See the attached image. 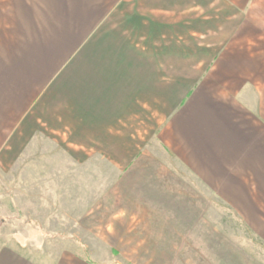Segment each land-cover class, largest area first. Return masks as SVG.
<instances>
[{
	"label": "rangeland",
	"instance_id": "rangeland-1",
	"mask_svg": "<svg viewBox=\"0 0 264 264\" xmlns=\"http://www.w3.org/2000/svg\"><path fill=\"white\" fill-rule=\"evenodd\" d=\"M183 1L187 10L172 15L171 36H185L188 43L171 48L186 61L172 60V73L183 67L188 75L203 73L199 93L244 114L258 133L264 127V46L234 45L242 39L232 34L244 23L264 29V0H198L202 14L195 12L198 2L181 0L180 6ZM198 17L202 46L194 45ZM242 49L252 53L237 54ZM162 129L155 126L152 140L122 143L121 158L110 156L112 143H71L50 135L5 143L0 255L14 252L37 264L87 258L96 264H264L258 170L250 190L227 187L226 176L217 190L207 188L211 184L200 179L195 160L164 145ZM224 161L234 167L227 156Z\"/></svg>",
	"mask_w": 264,
	"mask_h": 264
},
{
	"label": "crops",
	"instance_id": "crops-1",
	"mask_svg": "<svg viewBox=\"0 0 264 264\" xmlns=\"http://www.w3.org/2000/svg\"><path fill=\"white\" fill-rule=\"evenodd\" d=\"M180 3L0 0V152L5 143L50 135L71 143H112L110 156L121 158L122 143L152 140L158 125L172 153L195 160L200 179L211 184L207 188L217 190L226 176L227 187L250 190L256 170L263 184L264 127L252 133L244 114L201 95L203 73L188 75L186 67L172 73V60L186 61L171 48L188 43L185 36H171L172 15L187 10L185 1ZM195 8L202 14V2ZM198 22L199 17L194 45L202 46ZM234 36L242 39L234 45L264 46L260 23H244ZM172 94L178 96L172 100ZM222 151L233 168L220 163ZM0 264L37 263L9 252L0 255Z\"/></svg>",
	"mask_w": 264,
	"mask_h": 264
},
{
	"label": "trees",
	"instance_id": "trees-1",
	"mask_svg": "<svg viewBox=\"0 0 264 264\" xmlns=\"http://www.w3.org/2000/svg\"><path fill=\"white\" fill-rule=\"evenodd\" d=\"M85 262L87 263V264H96L95 262H93L91 259H89V258H87L86 260H85Z\"/></svg>",
	"mask_w": 264,
	"mask_h": 264
}]
</instances>
